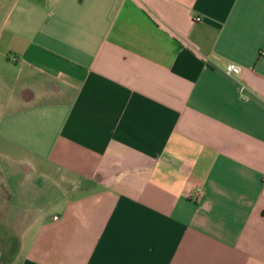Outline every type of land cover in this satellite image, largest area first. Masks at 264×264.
<instances>
[{
	"label": "crops",
	"instance_id": "obj_1",
	"mask_svg": "<svg viewBox=\"0 0 264 264\" xmlns=\"http://www.w3.org/2000/svg\"><path fill=\"white\" fill-rule=\"evenodd\" d=\"M0 95V264H264V0H0Z\"/></svg>",
	"mask_w": 264,
	"mask_h": 264
},
{
	"label": "rangeland",
	"instance_id": "obj_2",
	"mask_svg": "<svg viewBox=\"0 0 264 264\" xmlns=\"http://www.w3.org/2000/svg\"><path fill=\"white\" fill-rule=\"evenodd\" d=\"M2 100L3 97L0 95V102ZM6 109H8V107H0V118L5 115H8V110ZM5 165H6L5 171L8 174V171L11 172L12 169L8 167V163ZM15 211L16 210H13L14 214L16 213ZM11 218L12 219H9L10 223L9 224L6 223L3 226L1 225V220H0V236L5 237L4 240L3 239L1 240L0 238V252H1L0 262L10 257L17 247V238L20 233L18 227L20 225L15 224L17 220L15 215H13ZM15 225H17V227Z\"/></svg>",
	"mask_w": 264,
	"mask_h": 264
},
{
	"label": "built area",
	"instance_id": "obj_3",
	"mask_svg": "<svg viewBox=\"0 0 264 264\" xmlns=\"http://www.w3.org/2000/svg\"><path fill=\"white\" fill-rule=\"evenodd\" d=\"M195 20H200V17H196ZM241 70L240 66L237 65L236 63H229L227 64L226 68H225V72L228 74V75H231V74H237L239 73ZM196 194V197H199L201 195V191L199 189H197V191L195 192Z\"/></svg>",
	"mask_w": 264,
	"mask_h": 264
}]
</instances>
